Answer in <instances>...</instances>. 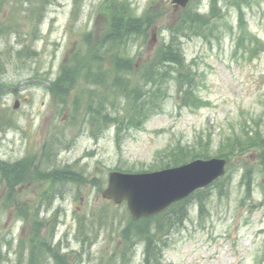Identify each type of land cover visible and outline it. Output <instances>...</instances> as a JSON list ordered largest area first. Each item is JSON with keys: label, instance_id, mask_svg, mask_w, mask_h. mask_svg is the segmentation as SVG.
<instances>
[{"label": "rangeland", "instance_id": "1", "mask_svg": "<svg viewBox=\"0 0 264 264\" xmlns=\"http://www.w3.org/2000/svg\"><path fill=\"white\" fill-rule=\"evenodd\" d=\"M103 1L42 0L36 5L33 0H0V157L15 161L16 166L33 163L24 175H11L10 166L15 164L3 159L0 176L4 171L16 183L17 179L25 185L35 180L38 187L37 164L49 169L69 163L103 181L99 190L92 185L79 190L69 184L67 198L62 184L61 196L35 206L23 195L27 186L13 189L15 184L9 180V194L3 198L5 205H0V212L10 214L7 226L0 214V253L4 254L0 264H28L26 258L33 262L38 247L46 246L43 234L36 239L30 233L26 239L33 248L28 255L27 243L18 242L23 216L36 218L38 223L44 206L62 208L64 214L55 212L56 221L61 218L70 229L83 224L95 241L85 248L69 242L74 254L71 259L65 256L67 264H149L143 237L126 225L131 224L127 205L101 198L99 191L107 185L109 172L152 173L183 167L197 158L226 157L237 138L254 135L256 130L264 134V0H218L222 17H212L204 33L181 38L185 68L196 72V92L208 105L183 104L178 83L169 78L163 86L164 98L156 108L149 106L158 110L156 114L139 127L124 129L129 124L124 119L129 108L120 94L110 109L120 122L111 121L96 138L92 129L95 111L104 107L99 102L104 90L92 78L75 86L84 100L74 116L76 122L71 123L69 102L57 104L59 97L51 84L61 76L67 57L77 51L100 50V40L110 30V18L100 9ZM129 1L137 15L152 2L156 11L167 12L144 43L136 37L127 46L128 53L136 56L134 70L138 71L157 43L170 40L169 25L185 5L172 0ZM211 1L193 0L189 5L211 14ZM34 7L40 8L39 18L31 15ZM84 36L85 46L78 50ZM26 47L36 53L18 58L17 52ZM17 99L21 102L15 107ZM118 132L122 133L119 137ZM184 148L187 153H180ZM258 153L255 148L229 156L227 177L208 190L197 187L183 203L185 207H177L176 220L164 219L165 215L137 220V227L149 224L165 229L151 235L159 239L156 242L163 252L161 261L153 259L152 264H264V165ZM185 155L193 157L182 162ZM247 167L253 169L252 174L246 173ZM37 168L42 175L54 170L44 171L41 164ZM19 171L17 166L15 172Z\"/></svg>", "mask_w": 264, "mask_h": 264}, {"label": "trees", "instance_id": "2", "mask_svg": "<svg viewBox=\"0 0 264 264\" xmlns=\"http://www.w3.org/2000/svg\"><path fill=\"white\" fill-rule=\"evenodd\" d=\"M33 1L36 5H40L42 2V0ZM192 2L193 0L191 3ZM152 3L148 5L142 14L137 15L129 0H104L100 9L102 13H106L107 17L110 18V20H108L110 30L101 38L98 45L100 50L84 49L86 50L84 53L83 51H77L72 56L67 57L62 67L61 76L52 83L53 92L59 95L65 106L69 100V103L78 107L84 98L82 100V94L77 95L78 91L75 86L84 84V82L92 80V78L96 79L98 81V86L104 90L103 96L99 99L100 104L104 107L96 112L97 117L102 115L101 124L104 125V129L111 121H114L113 124H115V121L120 122V119L117 117H115V120L114 115L110 111L120 94L126 99L129 108L124 116V119H127L129 124L126 126L123 125V128L126 129L133 126L139 127L142 125L147 119L158 112V110L149 109V106L152 105L153 108H156L157 101L164 98L166 92L163 86L169 78L171 80H176L178 83L180 88V99L183 104L200 108L209 103L198 96L196 92L198 88L197 76H194L196 72L193 69L185 68L187 66L181 51L180 43L182 37L204 33L206 29H209L211 18L215 15L216 17H222L218 0L211 1V14L202 13L198 8H193L190 5L176 13L175 21H173L168 28L171 34L170 40L168 42H160L149 58H143L141 69L135 71L134 63L136 56L128 53V50H126L127 46L132 41L136 40V37L142 38V43H144L150 35L151 28L159 23L167 14L166 10L160 12L156 11L155 2ZM39 10L40 8L34 7V13H31V15H37L39 18ZM240 17L243 21L244 17L242 12ZM30 19L33 20L34 18ZM103 39L104 41H102ZM82 42L78 50H83L85 46V36ZM140 47H142V44ZM35 53L34 50H29L28 47H26L25 50H19L17 52L18 58L23 55L28 57ZM102 62L106 63L105 67L99 66ZM128 74H130V77ZM73 90L76 91L75 98L70 99V93ZM57 104H60V100H58ZM120 134L122 133L118 132L117 136L119 137ZM234 144L235 147L226 157L229 158V156L239 154V150L240 152H244L247 149L256 148L259 151L258 155H260L261 163L264 165V135L261 130L254 131V135L251 136L246 133L243 137L237 138ZM187 150L188 149L185 148L181 149L180 153H187ZM192 157V155H185L181 160L183 162ZM178 162L179 160L175 163ZM246 169V173L252 174V168L247 167ZM227 175L228 172L224 178H226ZM245 177L246 175L244 178ZM69 181L79 185L88 182L84 178L81 170L70 165ZM92 182L96 185H100L103 181L94 177L92 178ZM205 190H208V188ZM186 200L188 199L176 202L168 210L157 215L155 218H161V216L165 215L164 219L175 218L176 220L179 215L177 207H179V205L185 207L186 204L183 203ZM155 218L144 219L148 220ZM161 221L162 220H159L158 222ZM135 225L136 223H133L130 227L133 228ZM175 225L176 223L173 227ZM138 229H142L141 232H146L143 237L147 240V259H156L159 263L162 256L156 242V240L159 239H153L151 235L155 232L158 235L160 232H165V229L162 226H154L151 228L149 224H139Z\"/></svg>", "mask_w": 264, "mask_h": 264}, {"label": "water", "instance_id": "3", "mask_svg": "<svg viewBox=\"0 0 264 264\" xmlns=\"http://www.w3.org/2000/svg\"><path fill=\"white\" fill-rule=\"evenodd\" d=\"M189 0H174L186 5ZM18 106V102L16 107ZM226 159L196 160L183 167L152 173L130 174L113 171L103 196L117 203L127 199L132 216H151L172 202L184 198L224 173Z\"/></svg>", "mask_w": 264, "mask_h": 264}, {"label": "flooded vegetation", "instance_id": "4", "mask_svg": "<svg viewBox=\"0 0 264 264\" xmlns=\"http://www.w3.org/2000/svg\"><path fill=\"white\" fill-rule=\"evenodd\" d=\"M53 116L55 117V114L53 112ZM50 145V144H48ZM57 154H60L58 152ZM53 155V154H52ZM4 159V158H3ZM5 161L9 162V160L4 159ZM20 168L19 173L15 172L17 167H12V171L10 174L17 173V175H24L26 171V166L24 164L18 165ZM68 166V165H67ZM11 168V167H10ZM55 167L49 168V170L54 169ZM8 173H1L0 176V205L1 207L5 205L3 198L8 193L9 194V180L11 179V175ZM67 177H69V166L67 168ZM13 178V177H12ZM23 180L17 179V184L13 186V189L20 186L21 188L23 186H27V190H24L23 195L24 196H31L35 194H40L41 189H44L46 187L49 188L44 193V198H50V197H58L61 196V185L63 184L65 186V193L66 196L69 195V181L66 179L65 181L61 178H55V183L50 184L48 181L40 182L39 186L37 187L35 180H30V182L26 185L25 183H22ZM3 188V191L1 192V189ZM6 192V193H5ZM0 214H3V216L6 218V223L2 221L3 226H7L9 224L10 220V214L8 212L1 211ZM24 218V216H23ZM50 221L40 222V223H24L22 226L20 233L21 235L20 240L21 243L26 242V254L29 255V252L32 250L33 245L30 244V241L26 239L28 237V234L33 233V237L37 239V237L41 234H43V237L45 239V245H40L37 249V254L35 256V259L33 262L28 260L26 258V261L28 264H67V258L65 259V256H69V226H63L61 223H55L52 222V217H49ZM29 228H34L33 230ZM49 255V257H48Z\"/></svg>", "mask_w": 264, "mask_h": 264}]
</instances>
